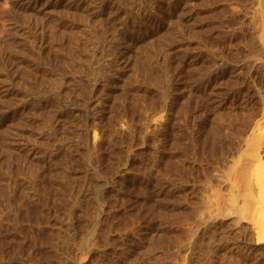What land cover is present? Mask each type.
<instances>
[{
	"label": "rangeland",
	"instance_id": "1",
	"mask_svg": "<svg viewBox=\"0 0 264 264\" xmlns=\"http://www.w3.org/2000/svg\"><path fill=\"white\" fill-rule=\"evenodd\" d=\"M9 4L2 91H28L0 112V264H180L206 175L261 108L264 0ZM231 219L204 264H264Z\"/></svg>",
	"mask_w": 264,
	"mask_h": 264
},
{
	"label": "bare ground",
	"instance_id": "2",
	"mask_svg": "<svg viewBox=\"0 0 264 264\" xmlns=\"http://www.w3.org/2000/svg\"><path fill=\"white\" fill-rule=\"evenodd\" d=\"M1 1H2V4L4 6L8 4V0H1ZM9 2H10L9 7L7 9L4 8V10L8 14H16L17 15L19 12V10L16 8V4H17L18 0H9ZM12 29H13V26L11 25V26H9L8 31L4 30L1 32L2 35L0 34V48H1V51H0V112H3L4 110H6L12 106L14 109H16V99L19 100L20 97L22 96V94H25L28 91L25 88H22V89L20 88V90H18V92L16 94V89L14 87H12V93H14L12 98H10L11 95L8 92L2 91L3 87L5 86V84H4L5 81L2 79V77L7 75L8 70L5 67H1V66H7L10 64L14 65L16 63V57H17L16 56V47L18 48L20 46V44L17 43L19 40L16 38V34L13 35L11 33ZM57 59L61 65L62 56H57ZM251 80H252V84H254V86L258 85V83L256 82V79L254 77H252ZM10 90H8V91H10ZM258 93H260V92H258ZM180 101H182V100H180ZM258 101H260V104H261L260 107L261 108H259L255 112V114L252 115L253 118L252 119L250 118L251 120L249 121V123H247L243 127L233 149H231L229 152L228 151L225 152L222 150L220 152V156L218 155L219 157L216 158L217 162L216 161L215 162L217 163V167H216L215 173L217 172L216 173L217 175H214L215 173L213 174L215 178L210 179L211 177L209 178L206 175V177H208V178H206L204 176L205 181L203 180L204 181L203 186H201L202 184L200 185L202 187L201 190L203 191L204 195H202V193H201V195L203 196L202 202L200 203L201 205L200 204H196V205H200L201 207L199 206L200 207L199 210L194 209L197 211L193 210L194 212H196L195 219L192 221L193 224L189 223L188 226H186L187 227L186 231L189 234L188 237L190 240H189V242L186 243L185 246L187 247L186 249L190 253V255L191 256H192V254L194 255V258L192 257L193 264H200L202 262H203L202 264H204V261L211 260V258L213 260V257L215 256V254H214L215 250H217V248L219 249V246L226 244V243H223L224 238H225V242H226V235H225V233H223V235L221 234L220 230L222 229V227H219L220 221L217 223V220L224 218V217L226 218L227 216H231V215H234V219H231V222H232V220L234 223L238 222V221L240 223V221H241V222L249 225L248 227L251 230V233L250 232L249 233L251 234V237L255 243V246L261 250H264V95L261 96ZM183 102H181V103H183ZM183 107H185L184 104H183L182 108ZM185 112L186 111H184L183 113L185 114ZM95 133L96 132H94V135L96 136ZM196 144H198V142H196ZM210 149H212V148H210ZM216 156H217V154H216ZM215 162H213V164ZM197 170H199V169H197ZM204 171H206V170H204ZM211 171H213V170H211ZM164 173H165V171H164ZM164 176H165V174H164ZM197 179L200 180L199 178H197ZM0 180H2L1 176H0ZM198 180H196V181H198ZM202 182H200V183H202ZM192 183H193V181H192ZM217 188H218L219 193L217 191L215 192V190ZM196 189L200 190V188L198 189V187ZM197 190H196V192H197ZM192 191H194V189ZM187 192H188V190H187ZM189 192H190V190H189ZM194 193L195 192H193V194ZM196 194H198V193H196ZM196 194L194 195L195 197H197ZM199 195H200V193H199ZM199 198H201V197H199ZM163 201H166V200H163ZM2 202L6 203L7 208L14 210L15 206H16L15 193L10 192V194H8L6 196V192H5L4 188H0V204ZM197 202L198 201H196V202L194 201V203H197ZM193 206H195V204H193ZM196 208H198V207H196ZM193 213H192V215H193ZM209 221H210V225L212 224L211 228L208 226ZM247 225H246V228H247ZM199 226H202L201 232H204V234L199 233L200 236L201 235L206 236L205 238L201 239L200 241L196 238V235H195L197 233V228ZM225 227H227V226H225ZM243 227L245 228V226H243ZM235 230H236V228H235ZM235 230H234V232H235ZM217 231L218 232L220 231V233H216ZM222 232H223V230H222ZM249 233H248V235H249ZM233 238H236V237H233ZM248 238H249V236H248ZM248 238H246V239H248ZM185 239L187 240V237ZM229 239H230V237H229ZM229 239H227V241ZM236 240H238V239H235V241ZM233 242H234V240H233ZM249 242L250 241H248V243ZM183 244H185V242ZM176 248H178V247H176ZM179 248H180V245H179ZM182 248H184V246ZM257 252L259 253V251H257ZM213 254H214V256H213ZM179 255H180V252H179ZM179 255H178V257H179ZM182 255L183 254H181L182 261L179 259L181 261L180 264H186V263L190 264L187 261V259H189L190 255L188 256L187 252L183 256ZM221 255H223V254H221ZM216 256H218V255L216 254ZM197 260H198V262H197ZM200 260L201 261L204 260V261L200 262ZM189 261H190V259H189ZM192 261H190V262H192ZM219 263H220V261L218 262V264Z\"/></svg>",
	"mask_w": 264,
	"mask_h": 264
}]
</instances>
